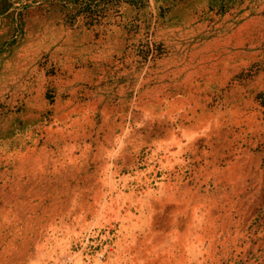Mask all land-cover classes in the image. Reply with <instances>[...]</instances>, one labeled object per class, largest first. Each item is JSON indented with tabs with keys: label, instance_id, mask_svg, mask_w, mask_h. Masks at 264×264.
Returning a JSON list of instances; mask_svg holds the SVG:
<instances>
[{
	"label": "rangeland",
	"instance_id": "rangeland-1",
	"mask_svg": "<svg viewBox=\"0 0 264 264\" xmlns=\"http://www.w3.org/2000/svg\"><path fill=\"white\" fill-rule=\"evenodd\" d=\"M0 264H264V0H0Z\"/></svg>",
	"mask_w": 264,
	"mask_h": 264
},
{
	"label": "crops",
	"instance_id": "crops-1",
	"mask_svg": "<svg viewBox=\"0 0 264 264\" xmlns=\"http://www.w3.org/2000/svg\"><path fill=\"white\" fill-rule=\"evenodd\" d=\"M82 30V33H85L86 34V32H88V29H86V28H83V29H81ZM68 34V33H67ZM83 35L82 34V37H84L83 38V40L85 39V37L87 36V35ZM65 38H66V42L69 40L68 39V35L67 36H65ZM64 38V39H65ZM86 38H88V37H86ZM77 50V49H76ZM52 54L54 55V57H56V56H59L60 55V57H63L64 58V61L63 62H60L59 61V63H61L62 65H65V67H69V66H72L73 64H74V59H75V57H76V55L77 56H79V57H83L82 59H84V57L86 56V53L82 50H80L79 52H78V54H76L75 52H74V50H73V48H70V47H62V48H52ZM56 55V56H55ZM73 57V58H72ZM66 68V73H68V76H69V73H72V72H70L69 71V68L67 69ZM69 78V77H68ZM76 82L74 81V79H69V80H67V84H68V86H74V84H75ZM66 85V84H65ZM67 86V85H66ZM41 247V249H42V251L44 252V246H40Z\"/></svg>",
	"mask_w": 264,
	"mask_h": 264
}]
</instances>
